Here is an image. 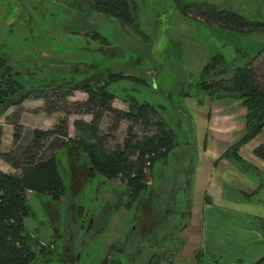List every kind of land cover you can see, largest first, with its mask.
<instances>
[{"label":"rangeland","instance_id":"obj_1","mask_svg":"<svg viewBox=\"0 0 264 264\" xmlns=\"http://www.w3.org/2000/svg\"><path fill=\"white\" fill-rule=\"evenodd\" d=\"M136 1L139 13L137 26L132 29L112 17L100 13L95 14L91 5L85 1L0 0V55L7 59L6 65L0 70V75L16 76L24 84L21 92L27 91L29 94L22 103L21 123L24 130L20 146L26 145L32 129H51L63 116L61 112L46 114L41 110V105H44L43 99L35 98L33 94L45 85L51 86V83H59L65 86L64 82H60L62 80L69 81L71 84L92 82L103 80L109 73L118 72L127 78L124 81L128 84L119 80L111 85V88L120 94V97L116 99L117 105L127 110L130 103L139 101L137 97L140 101L151 100L153 95L151 91L143 95L137 94L143 87L139 83L140 77H145L150 84L155 82L158 75H156L155 67L147 60L145 49L140 50L139 48L141 44L147 43L150 36L153 37L159 26L158 20L164 15L166 21L171 23L168 30L173 40L183 43L200 42L205 53L208 52L207 56L211 52L212 54L219 53L232 67L243 65L249 55L252 56L264 47V33L235 32L185 17L175 7L178 0ZM182 1H206L237 11L249 20H264L262 0ZM161 27L163 25H160L159 29ZM263 63L264 53L255 65L261 67ZM261 68L264 69V67ZM168 70L169 72L166 71L161 75L162 79L159 77L156 80L160 88L154 89L159 92L155 96L165 104L174 101V93L179 94L177 91L186 79L184 77L185 79H181V82L174 72ZM229 78L230 73H226L217 79L227 82ZM125 85L126 87H123ZM74 93L71 99L78 100L81 97H87L79 90ZM156 106L163 110L162 115L175 129L178 145L166 162L161 159L155 162L148 187L131 197H129L130 193L125 181L120 176L106 178L97 172H90V160L86 152L94 148L99 153L112 154L116 150L125 148L128 137L127 128L130 122L123 121L115 132V136L111 137L105 136L110 123L109 114L97 126L91 125L89 115L72 114L68 119V136L61 140H56L53 136L44 142L43 156H55L66 191L58 198L32 192L26 193L30 212L24 221L23 236L33 251V257L27 264L55 263L56 259L53 254L50 256L51 252L48 251L53 239L59 232L62 235L66 232L69 222L74 228L76 222L79 226V221L92 213L97 219L105 221L104 260L108 256L106 246L115 240L120 241L118 244L121 245V241L126 239L136 212L139 213L140 222L137 224L138 228L135 233L137 234L138 231L143 234L145 229H149V232L151 229L152 240L146 233L142 235V239H149L151 243L156 244V250L159 253L165 252L166 249L171 250L168 238L173 233V229L170 223L167 224L173 218L176 222L180 221L186 214L185 211L182 214L187 204L184 203V194L181 190L183 185L180 182H185L183 187L189 186L188 175L194 159L191 160L188 152L184 159L191 163L188 168L180 163L183 161L180 157L172 158L174 151L184 153L192 145L188 136V126L178 103L165 105V107ZM14 109L16 106L5 104L0 111V124L3 128L0 144L2 152L10 151L18 145L13 143L12 125L6 122V116ZM153 133L152 125L147 128L142 124L133 126L132 135L135 139L132 144L128 145L131 158H135L137 150L131 151L130 147L145 137L152 136ZM58 144L61 145L60 148L57 147ZM0 169L15 176L20 174L19 169L13 168L2 159H0ZM135 198L136 201L133 203ZM165 206L171 209L166 212L164 211ZM256 224L261 228L260 231L264 238V226L258 222ZM174 239L178 243V238L174 236ZM202 239H204L203 234ZM136 240L137 238L132 242ZM262 240V243L256 241L255 244L264 249V239ZM134 249L133 251L138 253L139 248ZM109 250L112 256L120 252L114 245ZM126 260L122 258V264H128L135 259ZM84 261L88 262L89 259L83 257L81 264ZM170 261V264H250L254 262L246 260L238 262L221 257L214 262L206 253L205 255L200 252L199 254L191 253L184 256L182 250L175 257L166 256L165 264ZM261 264H264V261Z\"/></svg>","mask_w":264,"mask_h":264},{"label":"trees","instance_id":"obj_2","mask_svg":"<svg viewBox=\"0 0 264 264\" xmlns=\"http://www.w3.org/2000/svg\"><path fill=\"white\" fill-rule=\"evenodd\" d=\"M79 1L88 2L95 14L100 13L112 17L132 29L137 26L139 11L136 0ZM175 7L183 16L209 25L227 28L235 32L264 33V20H249L237 11L222 8L214 3L178 0ZM150 40L151 36L147 43L141 44L139 48L140 50L145 49L147 54ZM263 53L264 47L252 56L249 55L243 65L233 67L226 63L221 54H212L201 68L198 80L194 83V86L209 98L218 99L232 96L240 99L245 106L247 110L245 132L223 153V157L235 163L242 170L250 165L240 157L239 148L264 128V69L261 68L264 67V63L261 67L255 65ZM6 63L7 59L0 55V70ZM164 66L174 72L179 81L184 77L173 64L167 63ZM226 73H230L227 82L217 79ZM161 75L159 73L158 78H161ZM126 79L121 76V73L112 72L107 74L103 80L80 84H71L69 81L62 80L60 82H64L65 86L59 83H51V86L45 85L44 88L33 94L35 98L43 99L44 105L41 110L46 114L61 112L63 116L51 129H32L26 145L20 146L24 130L21 123L22 103L29 94L27 91L21 92L24 84L16 76L0 75V111L5 104L16 106V109L6 116V122L13 127L14 145L18 144L10 151H0V159L20 170V174L15 176L0 169V264H27L33 257V251L23 236L24 221L30 212L26 193L32 192L58 198L66 191L55 156L44 157L43 153L46 140L53 136L56 140L68 136L70 115L89 114L91 125L97 126L102 122L105 114H109L110 123L105 136L111 137L115 136L122 120L130 122L127 128L128 137L125 148L116 150L112 154L99 153L94 148L86 150V152L89 155L90 172H97L106 178L120 176L133 195L140 193L145 188L152 175L155 162L160 159L165 162L168 160L170 153L178 143L175 129L155 104V102H160V99L155 96L159 92L154 89L160 88V84L157 83V79L155 82L153 81L154 83L149 84L145 77H140L139 83L143 87L137 94L143 95L151 91L152 99L146 98L147 100L140 101L136 96L139 101L130 103L127 110H122L112 104L115 98L120 97V94L118 91H114L111 85ZM130 79L133 80V78ZM125 83L128 84L127 81ZM190 86L193 85L190 84ZM78 90L86 94L87 97L84 100L71 99L74 92ZM19 92L21 93L19 94ZM198 100L201 103L203 97ZM161 107H165V105ZM137 124H142L145 128L152 125L154 133L139 143H133L134 145L130 149L131 151L137 150V152L135 158H131L128 145L132 144L135 139L132 130L133 126ZM2 135L3 128L0 124V144ZM61 145L58 144L57 147L60 148ZM254 154L264 160V143L254 149Z\"/></svg>","mask_w":264,"mask_h":264},{"label":"crops","instance_id":"obj_3","mask_svg":"<svg viewBox=\"0 0 264 264\" xmlns=\"http://www.w3.org/2000/svg\"><path fill=\"white\" fill-rule=\"evenodd\" d=\"M158 25L163 27L159 29L158 26L151 37L148 54L145 53L147 60L155 67L156 75L164 74L168 70L164 65L171 63L186 79L182 77L185 81L181 80V86L179 83V94L174 93L175 100L171 104L155 103H178L192 143L188 152L191 160L194 159L188 175L189 186L183 187L185 182H180L184 203L187 204L186 208L183 206L187 210L176 231L179 241L174 257L182 250L184 256L206 253L214 262L219 257L252 262L264 252L255 244L256 241L262 243L264 239L261 228L256 224L264 226V160L254 154V149L264 143V128L239 148L240 157L249 167L242 170L223 157L224 151L245 132L246 108L232 96L213 99L202 94L194 83L212 52L207 56L208 52L205 53L200 42L173 40L168 30L171 23L166 21L165 15L159 18ZM202 97L200 103L198 99ZM116 99L113 106L126 110L117 105ZM159 110L163 113L161 108ZM123 121L126 120H122L120 126ZM188 152L175 151L172 157H180L183 159L180 163L189 168L191 163L184 160Z\"/></svg>","mask_w":264,"mask_h":264},{"label":"flooded vegetation","instance_id":"obj_4","mask_svg":"<svg viewBox=\"0 0 264 264\" xmlns=\"http://www.w3.org/2000/svg\"><path fill=\"white\" fill-rule=\"evenodd\" d=\"M146 187H148V183L145 186V188ZM129 193H130L129 197H131L133 194L130 190ZM135 201L136 198L133 199V203ZM169 203H171V201H169ZM128 205L130 204L128 203ZM154 206L155 205H153V208H155ZM170 209H171L170 207L169 208L166 206L164 207V211L166 212H168ZM172 211L174 210L172 209ZM184 211L185 209L182 210V214H184ZM138 214L139 213L136 212V214L134 215L132 219L133 223L130 224V231L128 232V236L124 241H121V245L118 244V242L120 241L115 240L112 241L110 245L106 246L108 250L106 252V255L108 253L106 260H104V255H103L104 252L103 247H105L103 246L104 243L103 233L105 232L104 230L105 221L97 219L95 214L92 213L88 217L86 216L87 218L85 219L83 218L82 220H80L79 226L77 225L76 222L74 228L71 227V222H69L70 224H68L69 226L66 232L63 235L59 232L57 236L53 239L51 246L48 248L49 253L51 252L50 256L53 254L54 258L56 259L55 263L50 262L49 264H81V261H83V257H85V259L88 258L89 261L88 262L84 261L82 264H122V258H124L125 260L127 259L126 261H128V258L135 259L133 262H129L128 264H165L164 259L166 258V256L175 255L178 243H176L174 236L176 237V231L181 226L184 216L178 222H176V219L174 218L171 220L172 222L171 221L168 222L167 225H169L170 223V226L173 229L172 231L173 233L168 238L170 242L169 248L171 250L167 251L166 249L165 252L159 253L156 250L157 249L156 244H153L149 241V239H151L152 237L151 229L150 232L149 229L148 230L145 229V231L143 230L144 231L143 234L144 233L147 234L149 238L148 240L142 239V235H143L142 232L137 231V234L135 233L138 228L137 224L138 222H140V218H138ZM135 238H137V240L135 242H132ZM112 245L117 247L118 250L120 251L115 253L114 256H112V253L109 250V248ZM158 245L161 246L160 244ZM134 247L136 249L139 248L138 253H135L133 251ZM117 254L119 256H115Z\"/></svg>","mask_w":264,"mask_h":264},{"label":"water","instance_id":"obj_5","mask_svg":"<svg viewBox=\"0 0 264 264\" xmlns=\"http://www.w3.org/2000/svg\"><path fill=\"white\" fill-rule=\"evenodd\" d=\"M264 261V254L259 257L257 260H255L254 262L250 263V264H261Z\"/></svg>","mask_w":264,"mask_h":264}]
</instances>
